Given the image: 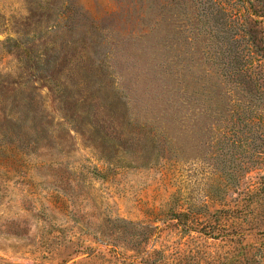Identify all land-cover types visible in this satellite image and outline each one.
I'll return each instance as SVG.
<instances>
[{
	"label": "rangeland",
	"instance_id": "obj_1",
	"mask_svg": "<svg viewBox=\"0 0 264 264\" xmlns=\"http://www.w3.org/2000/svg\"><path fill=\"white\" fill-rule=\"evenodd\" d=\"M264 0H0V264H264Z\"/></svg>",
	"mask_w": 264,
	"mask_h": 264
},
{
	"label": "trees",
	"instance_id": "obj_2",
	"mask_svg": "<svg viewBox=\"0 0 264 264\" xmlns=\"http://www.w3.org/2000/svg\"><path fill=\"white\" fill-rule=\"evenodd\" d=\"M264 110V105L261 107V111H263Z\"/></svg>",
	"mask_w": 264,
	"mask_h": 264
}]
</instances>
